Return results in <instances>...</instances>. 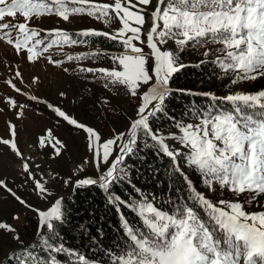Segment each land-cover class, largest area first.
<instances>
[{"label":"snow or ice","instance_id":"snow-or-ice-1","mask_svg":"<svg viewBox=\"0 0 264 264\" xmlns=\"http://www.w3.org/2000/svg\"><path fill=\"white\" fill-rule=\"evenodd\" d=\"M84 17L107 30L85 27L73 33L61 26ZM52 18L56 26L44 28V20ZM90 38L110 40L120 50L65 54L63 59L45 55L53 48L89 43ZM169 41L178 46L175 51L168 47ZM0 42L24 64L44 61L62 73L70 71L66 62L103 55L109 66L81 65L79 71L92 74L103 89L115 90L133 105L124 130L113 128L105 137L70 114L64 103L66 91L59 90L54 103L25 90L42 87L44 81L33 75L26 82L22 67L15 66L5 84L17 96L5 95L0 113L7 108L20 120L32 102L52 114L53 124L29 145L32 155L19 147V128L12 120L6 122L8 138L0 137V145L15 157L21 187L30 183L45 202L38 207L23 199L10 186L15 178L0 174V191L35 213L37 234L43 241L25 245L16 226L0 221V233L17 242L0 264H64L59 254H73L63 242L51 243L60 239L69 218L65 198L54 196L50 185L54 179H61L66 187L103 190L102 202L93 199L84 208L87 220L73 225L81 236L97 242L109 220L117 228L122 242L107 251L109 259L99 264H264V88L234 90L222 97L204 93L223 103L189 113L196 122L173 120L174 127L167 133L157 122L168 112L174 77L186 67L179 56L186 48L219 45L214 63L236 88L264 78V0H0ZM210 52L213 49L208 47L204 55ZM65 125L85 134L87 152L66 179L58 173L51 177L36 163V157L49 149L48 158L53 160L68 151V142L59 134ZM141 142L154 149L152 160L139 154ZM164 157L170 181L164 190L172 194L162 200L134 177L147 173L158 178L161 168L154 161ZM86 166L95 169V178L76 176ZM118 184L125 185L129 195L120 192ZM221 193H231L232 198H221ZM12 219L18 221L20 214L14 213ZM77 259L79 264H97L83 254Z\"/></svg>","mask_w":264,"mask_h":264},{"label":"rangeland","instance_id":"rangeland-1","mask_svg":"<svg viewBox=\"0 0 264 264\" xmlns=\"http://www.w3.org/2000/svg\"><path fill=\"white\" fill-rule=\"evenodd\" d=\"M42 26L44 28L56 26V18L44 20ZM61 26L73 33L85 27L107 30V26L88 17H84L83 19L77 18L72 24ZM174 46V42L169 41L168 47L174 50ZM97 50L101 53H116L120 50V45H102L89 42L77 46H65L62 50L53 48L50 50V53L45 55L51 54L53 58L63 59L65 54L75 55L79 52H95ZM104 60L105 57L102 55L99 59L94 57L90 60L79 62H66L65 66L69 67L70 71L68 73H62L59 69L48 65L44 61L34 66L24 64L19 58L12 56L10 48L0 42V107H4L3 98L5 95L17 96V94L5 84V81L12 78L15 66L19 65L22 67L26 82H30L33 75H39L44 81L42 87L25 90L49 98L54 103L58 102L57 92L59 90H64L68 93V98L64 102L66 109L81 122H86L96 127L105 137L111 134V129L113 128L124 130L126 117L133 113V105L129 103L127 98L117 96L115 90H113V92H108L103 89L100 82H96L92 79V74L79 71L81 65L84 67L109 66L110 60L108 63H104ZM260 80L263 79L261 78L246 83L243 89L232 86L233 90L231 91L249 90L253 88V85H251L253 82L255 83ZM18 86L24 87V85L20 84H18ZM105 98L108 99L109 103H103ZM18 99L21 102L26 100L25 97H18ZM32 108H35L36 111H33ZM39 113H43V115ZM51 116L52 114L42 106L34 105L32 102H30V109L26 112L25 117L20 120H16L12 110L5 108L4 113H0V137L8 138L9 133L6 122L12 120L17 123L19 128V147L27 154L32 155L34 149L29 148V145L35 142L37 135L45 126H51L53 124ZM192 122L196 121H190L188 123ZM164 131L167 133L169 130ZM59 134L68 142V151L61 158L53 160L48 158L51 153L49 149L47 152H42L39 157H36V163H40L42 165V170L51 177H55L58 173L60 177L66 179L69 175L73 174L75 165L79 164L83 157L87 155L84 140L85 134L83 132H77L67 125L60 128ZM14 164L15 157L5 146L0 145V174L7 175L10 180L15 178L16 183L10 184V186L13 187L17 191V194L23 199L38 207H44L45 202L38 199L32 191V185L30 183L26 187H21L22 181L17 176L18 169L14 167ZM94 173V168L86 166L84 172H78L76 176L79 178L93 176V178H95ZM50 185L54 196L67 195L76 187L75 184L67 187L64 186L61 179L50 180ZM251 210H253V208ZM14 213L20 214V219L18 221L12 219ZM33 220H36L35 213L27 211L7 193L0 191V221H5L16 226L25 245L32 244L37 237L30 236L29 226H31V221ZM25 225H27V228H25ZM0 238V261H3L5 254L17 247V242L11 238L10 234L0 233ZM75 264H79V261ZM97 264H99V262H97Z\"/></svg>","mask_w":264,"mask_h":264},{"label":"trees","instance_id":"trees-1","mask_svg":"<svg viewBox=\"0 0 264 264\" xmlns=\"http://www.w3.org/2000/svg\"><path fill=\"white\" fill-rule=\"evenodd\" d=\"M91 42L99 43L102 45L116 44L110 40L105 41L104 38H90ZM178 46H174V51ZM211 47L213 52H210L207 56L204 55L206 49ZM220 47L219 45H205L204 47H195L194 49L189 47L179 53L180 61L186 65L185 68L174 77V83H171L173 93L168 97L166 108L167 114L160 116L157 122L162 126L163 130L173 129V120L190 122L195 121L194 116L189 113H195L196 109L207 108L214 104L223 103L219 100H213L212 95H204V93H211L217 97H222L231 92L232 86L230 80L226 77L223 71L217 64L214 63L217 53L215 48ZM203 62V63H202ZM258 82H253V88L249 90H258L264 88V78ZM183 89V91H181ZM189 91L192 93L189 94ZM152 152L154 149L145 148L143 142L140 143L139 154L147 155L149 160H152ZM135 159V157H133ZM131 163V161H129ZM161 168V171L157 177H152L150 174H144L143 176L134 177L138 180L139 185H147L146 191L154 193L160 199H167L170 193L165 189V185L170 183L169 172L167 170V158H157L154 161ZM143 171V169H141ZM195 179V177H193ZM156 181L153 183V181ZM177 183V187H179ZM200 189H204V185L200 183ZM117 189L123 192L125 196L129 195L128 189L123 184H118ZM221 198L229 199L232 198L231 193H221ZM65 198V204L68 206L69 218L68 222L64 225V231L61 232L60 239L52 241L54 245H58L63 242L65 247L73 250V254L61 253L60 257H63L64 263H77V255L83 254L90 260L97 262L106 261L109 259L106 254L107 251L111 250L118 242H122V237L117 228L109 220L108 225L104 229V234L99 238V242L90 241L87 235L81 236L80 230L74 228L73 225L84 223L87 220V216L84 213V208L88 206V203L93 199L98 202L103 201L104 193L103 190L99 189L98 186H76L69 194L63 196ZM240 199L244 198L242 194ZM253 210L256 209V205L250 206ZM79 209V211H76ZM80 217H84L81 220ZM133 217L130 215L129 219ZM116 219V218H113ZM36 220L31 221L30 236H37L34 241H41L40 235L37 234ZM27 228V225H25ZM1 244V238H0ZM47 248V245H43ZM107 246V248H106Z\"/></svg>","mask_w":264,"mask_h":264}]
</instances>
